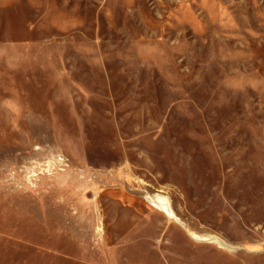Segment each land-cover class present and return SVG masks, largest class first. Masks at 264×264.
Listing matches in <instances>:
<instances>
[{
    "label": "rangeland",
    "instance_id": "rangeland-1",
    "mask_svg": "<svg viewBox=\"0 0 264 264\" xmlns=\"http://www.w3.org/2000/svg\"><path fill=\"white\" fill-rule=\"evenodd\" d=\"M0 264H264V0H0Z\"/></svg>",
    "mask_w": 264,
    "mask_h": 264
}]
</instances>
